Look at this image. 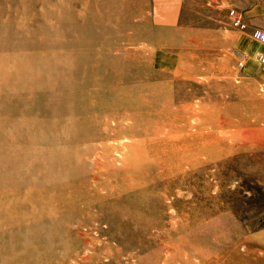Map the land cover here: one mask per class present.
Segmentation results:
<instances>
[{
  "label": "rangeland",
  "instance_id": "rangeland-1",
  "mask_svg": "<svg viewBox=\"0 0 264 264\" xmlns=\"http://www.w3.org/2000/svg\"><path fill=\"white\" fill-rule=\"evenodd\" d=\"M56 1L0 0V118L16 126L25 111L36 113L49 103L44 95L53 84L48 78L54 69L25 81V73L8 77L6 68L20 73L40 67L52 61L55 40L71 45L80 35L77 52H94L101 59L98 51H103L114 62L122 61L124 68L109 75L144 88L148 101L158 88L171 90L177 106L197 105L202 150L171 174L151 176L120 192L132 211L143 212V223L117 217L113 229L107 219L69 222L68 239L80 246L79 256L66 264H185L186 259L195 264H264L262 53L248 57L239 51V36L248 32L260 43L246 18L247 29L241 31L228 16L243 0H116L129 12L117 14L104 29L90 20L76 30L68 25L67 12L79 11L78 0H66L67 8L57 3L66 22L60 29L73 31L65 37L56 34L58 16L43 17ZM244 1L253 5L250 16L264 23V0ZM210 139L212 151L207 152L202 141ZM29 247L12 264H27L28 259L41 264L66 252L44 243ZM175 250L181 258L177 262L172 259Z\"/></svg>",
  "mask_w": 264,
  "mask_h": 264
},
{
  "label": "bare ground",
  "instance_id": "bare-ground-1",
  "mask_svg": "<svg viewBox=\"0 0 264 264\" xmlns=\"http://www.w3.org/2000/svg\"><path fill=\"white\" fill-rule=\"evenodd\" d=\"M115 1L78 0L79 11L67 12L68 25L76 30L91 20L106 28L117 14L129 12ZM57 3L67 8L68 1L57 0L43 17L58 16V36L73 35L60 29L66 22ZM80 40V35L71 45L55 40L52 61L40 67L4 71L8 77L25 73L28 81L34 77L29 75L54 69L48 78L53 82L50 92L44 95L50 98L47 105L36 113L20 114L14 127L0 118V264L14 263L29 245L40 243L66 251L41 264L76 259L80 245L68 239L72 221L83 225L107 219L113 229L117 217L143 223V212L132 211L120 192L151 176L163 177L202 154L197 105L177 106L171 90L158 88L152 89L148 101L144 88L109 75L124 68L122 61L114 62L103 51H98L101 59L94 52L81 55ZM65 46L67 51L61 52ZM129 137L133 139L126 143ZM211 141H202L207 152L212 151ZM176 252L174 262L181 259ZM185 264L195 263L186 259Z\"/></svg>",
  "mask_w": 264,
  "mask_h": 264
},
{
  "label": "crops",
  "instance_id": "crops-1",
  "mask_svg": "<svg viewBox=\"0 0 264 264\" xmlns=\"http://www.w3.org/2000/svg\"><path fill=\"white\" fill-rule=\"evenodd\" d=\"M252 7L253 5L248 4L246 1H241L240 3L237 4L235 8L236 10L244 14L246 20L248 21V25L250 26V31L254 33L255 30H261L264 29V23L261 22L260 20H256L250 16V10L252 12ZM253 36V34H252ZM238 49L239 51L248 57L251 55L257 54V53H262L264 54V45L257 44L251 39V36L249 32L245 35L239 36L238 40ZM257 62V61H256ZM258 63V62H257ZM261 67H264V65L258 63ZM244 66V63L241 64ZM249 67H254L252 64L248 65Z\"/></svg>",
  "mask_w": 264,
  "mask_h": 264
},
{
  "label": "built area",
  "instance_id": "built-area-1",
  "mask_svg": "<svg viewBox=\"0 0 264 264\" xmlns=\"http://www.w3.org/2000/svg\"><path fill=\"white\" fill-rule=\"evenodd\" d=\"M229 20L232 26L241 31H245L247 29V23L245 20L244 15L237 11L236 9H231L229 11ZM253 38L259 42L260 44L264 45V31L263 30H255L253 33ZM258 62L264 65V54L258 55Z\"/></svg>",
  "mask_w": 264,
  "mask_h": 264
}]
</instances>
